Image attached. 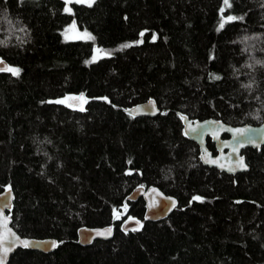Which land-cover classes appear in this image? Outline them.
<instances>
[{"label": "trees", "instance_id": "obj_1", "mask_svg": "<svg viewBox=\"0 0 264 264\" xmlns=\"http://www.w3.org/2000/svg\"><path fill=\"white\" fill-rule=\"evenodd\" d=\"M71 6L0 0V61L20 70L0 71V193H14L17 233L58 242L8 264H264V144L242 150L247 171L226 174L200 162L178 115L264 121V0ZM72 21L91 39L65 40ZM94 47L104 54L92 61ZM148 99L155 117L126 112ZM138 185L178 203L144 220L143 199L126 200ZM124 205L135 231L114 218ZM105 225L111 239L77 242L80 227Z\"/></svg>", "mask_w": 264, "mask_h": 264}, {"label": "water", "instance_id": "obj_2", "mask_svg": "<svg viewBox=\"0 0 264 264\" xmlns=\"http://www.w3.org/2000/svg\"><path fill=\"white\" fill-rule=\"evenodd\" d=\"M0 68L7 69L8 65L5 61H0ZM82 97V96H81ZM81 97H74L69 99V104L78 106L81 103ZM154 105V107H153ZM139 109V111H136ZM127 113L133 116H148L155 117L159 112L158 105L154 99H148L142 103L135 104L126 109ZM182 118L183 132L185 136L195 142L199 148L200 162L208 167H214L221 172L229 175L247 171L249 169L246 163V158L242 154V150L246 148L260 149L264 144V121L259 125H230L220 119L206 118L202 120H190L186 115L178 112ZM218 122V123H216ZM195 129V131H192ZM245 129V135L239 136L234 130ZM207 138L214 144L215 153H213L207 145ZM251 140L252 142L244 143L241 146L240 141ZM235 149V151H234ZM243 157L245 168L237 165V161ZM212 161H215L213 163ZM234 169V170H229ZM142 198L145 204L144 220L157 221L162 220L170 215L178 201L176 197L167 195L156 186H142L134 187L127 195L126 200L135 202ZM14 200V193L11 188H7L0 193V256H2L7 249L6 259L4 264H8L11 255L19 248H25L21 241L30 242V247L27 249L36 250L43 253H50L57 247V239L53 237L36 238L25 237L17 233L11 226V217L8 212L12 208ZM147 217V219H146ZM126 218L122 221L121 227L128 231L138 228L141 222L135 218ZM139 222V223H137ZM110 234L108 233V230ZM114 229L112 225H105L99 227L82 226L77 231V242L82 245H90L94 240H109L113 237ZM56 246L53 247L52 243Z\"/></svg>", "mask_w": 264, "mask_h": 264}, {"label": "rangeland", "instance_id": "obj_3", "mask_svg": "<svg viewBox=\"0 0 264 264\" xmlns=\"http://www.w3.org/2000/svg\"><path fill=\"white\" fill-rule=\"evenodd\" d=\"M64 1V9L66 12L71 13L72 12V3L77 2V3H85L88 4L87 2H78V0H70L69 3H65ZM62 36L65 40H89L91 39V34L86 31V30H81L78 28L76 23L72 21L67 27H65L62 31ZM104 53L103 51L99 50L97 47H94L93 49V54L91 56V60L95 61L97 60L100 56H102ZM127 209L128 207L124 205L120 210H117L114 212V218L115 219H125L127 218ZM125 216V217H123Z\"/></svg>", "mask_w": 264, "mask_h": 264}, {"label": "snow or ice", "instance_id": "obj_4", "mask_svg": "<svg viewBox=\"0 0 264 264\" xmlns=\"http://www.w3.org/2000/svg\"><path fill=\"white\" fill-rule=\"evenodd\" d=\"M69 2H70V0H65L66 4L69 3ZM78 2H87L89 5H91V3L94 2V0H78ZM234 19H243V17H239V18L232 17V16L227 17V20H229V21L234 20ZM223 26H224L223 23H221L220 28H223ZM141 35H143V33H141ZM128 46L129 45H122V47H128ZM4 70L11 71L13 75H19V71H20L19 69H14V68H8V69L0 68V71H4ZM215 79H220V77L217 76V77H215ZM245 87H251V85H245ZM56 103H60V101H56ZM153 107H154V105H153ZM81 111H83V108H81ZM136 111H139V109H137ZM216 123H218V122H216ZM192 131H195V129H192ZM234 131L241 137L244 136L245 132H246L245 129H235ZM248 142H252V141L250 139L249 140H242V141H240V144H241V146H243L244 143H248ZM234 151H235V149H234ZM212 162L215 163V161H212ZM237 165L239 167H241V168H245L246 167V165L244 164V161H243V157L239 158V160L237 161ZM229 170L231 171V170H234V169H229ZM193 199L194 200H200L201 197L195 196V197H193ZM175 203L176 202L173 200L172 201V207H175ZM129 219H132V218L129 217ZM146 219H147V217H146ZM137 223H139V222H137ZM135 230H137V229H133V231H135ZM110 231L111 230L109 229L108 230L109 234H110ZM21 244L25 248H28V247L31 246L30 242H28V241H21ZM52 246L53 247L56 246L55 242L52 243ZM10 250H11L10 248L5 250L4 254L2 256H0V264H4V260L6 259L7 251H10Z\"/></svg>", "mask_w": 264, "mask_h": 264}, {"label": "flooded vegetation", "instance_id": "obj_5", "mask_svg": "<svg viewBox=\"0 0 264 264\" xmlns=\"http://www.w3.org/2000/svg\"><path fill=\"white\" fill-rule=\"evenodd\" d=\"M215 148V147H214ZM212 151V150H211ZM213 153H215L216 151H212Z\"/></svg>", "mask_w": 264, "mask_h": 264}]
</instances>
